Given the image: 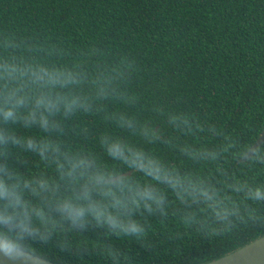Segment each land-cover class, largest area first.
Segmentation results:
<instances>
[{
  "label": "clouds",
  "instance_id": "9594fccd",
  "mask_svg": "<svg viewBox=\"0 0 264 264\" xmlns=\"http://www.w3.org/2000/svg\"><path fill=\"white\" fill-rule=\"evenodd\" d=\"M248 152L126 55L0 39L4 246L74 264H190L188 242L264 227V152Z\"/></svg>",
  "mask_w": 264,
  "mask_h": 264
},
{
  "label": "trees",
  "instance_id": "16d2710c",
  "mask_svg": "<svg viewBox=\"0 0 264 264\" xmlns=\"http://www.w3.org/2000/svg\"><path fill=\"white\" fill-rule=\"evenodd\" d=\"M6 30L67 50L126 55L248 150L264 131V0H0V39ZM109 149L124 153L122 144ZM262 236L264 227L239 225L197 238L186 244L196 256L190 264L214 261ZM15 247L33 255L27 243ZM40 258L74 264L68 255Z\"/></svg>",
  "mask_w": 264,
  "mask_h": 264
},
{
  "label": "water",
  "instance_id": "95a60500",
  "mask_svg": "<svg viewBox=\"0 0 264 264\" xmlns=\"http://www.w3.org/2000/svg\"><path fill=\"white\" fill-rule=\"evenodd\" d=\"M264 144V131L256 143L247 153V157L252 155L251 151L256 152ZM132 172L124 174V177L131 175ZM0 264H56L40 257L32 255L15 246H4L0 239ZM206 264H264V236L252 241L246 246L239 248L221 258Z\"/></svg>",
  "mask_w": 264,
  "mask_h": 264
}]
</instances>
